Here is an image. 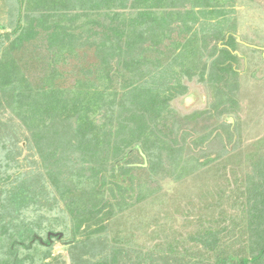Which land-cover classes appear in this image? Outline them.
Here are the masks:
<instances>
[{
    "label": "trees",
    "instance_id": "trees-1",
    "mask_svg": "<svg viewBox=\"0 0 264 264\" xmlns=\"http://www.w3.org/2000/svg\"><path fill=\"white\" fill-rule=\"evenodd\" d=\"M243 1L45 0L44 11L38 6L25 14L22 30L19 18L14 30L0 33V107L11 112L10 120L0 116V264L50 256L41 242L27 247L37 225H64L73 238L85 237L71 251L77 264H264V137L244 149L241 119L196 135L170 123L177 112L172 101L188 89L182 79L195 75L209 81L219 117L238 115L231 105L240 86L235 36L227 40V26L214 31ZM40 31L50 49L61 50L37 70L35 83L25 56ZM67 59L74 63L70 72L59 67ZM21 130L26 144L19 145ZM214 140L222 148L217 153L191 151ZM137 146L149 158L147 168ZM24 149L31 154L22 161ZM246 159L252 169L244 177L238 170ZM200 171L208 177L231 171L240 184L178 183ZM188 204L198 211L188 219L199 223L189 234L197 256L182 251L179 239L153 251L125 248V225L109 236L116 244L109 247L113 220L132 219L138 231L158 227V233ZM151 214L155 220L138 218ZM84 254L101 256L89 261Z\"/></svg>",
    "mask_w": 264,
    "mask_h": 264
},
{
    "label": "rangeland",
    "instance_id": "rangeland-1",
    "mask_svg": "<svg viewBox=\"0 0 264 264\" xmlns=\"http://www.w3.org/2000/svg\"><path fill=\"white\" fill-rule=\"evenodd\" d=\"M42 1L45 0H35V5H31L28 3V0H0V33H10L12 30H14L18 26L17 22L19 21V18L22 19L19 22V30H22L21 28H24L27 25L24 17L25 14L38 6H40V11H44L45 4ZM24 5L25 7L22 10V6ZM115 9L118 10L119 7H116ZM21 10L24 11L23 14H19ZM95 12H97V10ZM229 16L231 17L230 21L232 23L230 21H226V24L224 23L225 25L220 23L214 32L218 31L217 34H219V32L227 26V40L230 38L231 33L232 36L234 35L236 37L231 38V45L237 46V53L240 56L238 59V64H235V69L238 71L236 77L240 82V86L237 91H234L235 96L233 98H235V102H232L233 104L231 103V105L233 108H235V110L237 109L239 112L238 115L226 113L223 115V117H219L217 111L211 106L213 95L209 81L206 78L205 80L200 81L198 76L195 75L191 80H187L186 78L182 79V82L188 85V89L183 96H179L172 101L171 104L177 110V112L174 117L175 120H170V123L174 122L177 126L181 127L182 130H186V132H188V129H195L193 133L196 135L203 133L204 131H211L213 128H216L219 121L220 123L223 120L236 123L237 119H241L240 126L242 129L243 140L249 145L248 147L243 144L242 148L252 149L253 147L251 146V143L264 137V0H246V2L243 1L241 3H237V5L234 7V10L229 13ZM99 17L102 20H105L103 17L98 16V18ZM42 19L46 20L44 18ZM38 21L41 22L39 19L37 22ZM40 32L41 34L38 36V38L32 40V42L29 43V50L28 54L26 55L27 57L23 53L20 54V56L24 55L28 60L27 74L29 78L35 83H39L38 78H36L37 70L42 69V67H44L45 64L49 62L50 57L52 55L56 56L58 51L61 50L60 47L50 49L48 47L49 42L45 39V32ZM62 40L66 41V38ZM67 42H70V40H67ZM223 43V41H219L220 45ZM1 44L2 41H0V45ZM223 56L228 59L230 58L229 55L227 56L226 52H223ZM206 58H208V56H206ZM171 59H169L167 62H169ZM208 59L210 62L213 57ZM59 67H61V69L65 72H70V69L74 67V63L67 59L66 62H60ZM175 68L178 70L176 66ZM227 89H229V87ZM202 110L209 111L211 115L206 113L198 119L191 118L193 112ZM10 113V111L3 112L2 107H0V116H3V120L6 118H9L10 120ZM11 120L13 119L11 118ZM13 121L19 122L20 124V120L18 118H14ZM219 131L220 128L216 130V132ZM23 139L24 137L21 130V134L18 136L19 145L22 143L26 144ZM218 143L219 142L217 140H214L209 146L203 144L201 148L191 151L193 154L196 153L200 156L204 155L203 153H217L219 149H222L221 146H218ZM28 154L30 156L31 150L24 149L22 153L19 154L20 159L23 161L24 157ZM203 160L204 158L202 161ZM147 161L148 163L145 165V168H147L150 164L148 157ZM244 162L248 164V166H245L243 170L238 171L241 172L245 177V175L251 171L252 163L248 159H246ZM167 168L169 169V167ZM227 169H230L229 166ZM228 179L232 180V183L235 185L240 184L237 182L235 173L231 171L221 172L220 174L213 177H208L206 173L200 171L196 176L192 175L191 178L188 177L187 180L178 183L180 185L184 184V187L192 185L215 184V186L220 189L228 183ZM190 190L192 192L195 191L192 189ZM184 201L186 203H190V199H184ZM194 206V204H188L189 209L186 211L182 209L176 210V213H174L173 216L164 222V231L160 228L158 233V227H153L148 233L141 232V230L138 231V229L133 226L132 219H129L130 222L128 220L125 222L124 218H121L118 222L113 220L111 226L109 227L110 230L108 231L107 242L109 247L116 245L111 239H109V236L111 237L115 230L122 231L125 225L126 227L123 229V232L129 231L130 233V235L127 234L122 238L123 241L121 245L126 246L125 248L132 250H139L142 248V251H153V249L157 248L159 244L161 245L160 247H166V244L169 240H171V242H175L179 239V241L182 243L179 245L182 251L187 247L190 249L191 254L197 256L196 249H199V246L193 245V241L189 234L198 229L199 223L197 221L188 220L193 219L198 213V211H191V208ZM185 212L190 213V215L186 214ZM191 212H193L192 215ZM30 216L35 217V214H30ZM138 218H146L148 220L156 219L155 214H151L150 217H147V215H141ZM117 223L122 224L120 227L115 226ZM63 227L64 225H60L57 226L55 230H48L45 228H39L37 225L35 228L36 231L33 234V238L30 241H27V245H30L31 247H27L31 249L34 245L41 242L45 244L46 249H51V254L49 257L47 256L45 261L42 262V260L38 257L32 256V253L30 252L33 262L27 260L26 264H44V262L47 264H77L72 260L71 251L73 250V245L82 241L85 239V237L79 234L73 238L72 232H69L71 230L66 229L67 231H65ZM105 238H107V236L102 237L101 240ZM128 241H134L135 245L130 246L124 244ZM163 242L165 243L164 245H162ZM79 245L80 247L82 246L80 243ZM21 250L24 249L22 248ZM74 251L78 252L77 249H74ZM154 252L158 253V249H156ZM100 256L101 254H84L83 257L91 261L99 258ZM237 256L240 257L241 255L239 254Z\"/></svg>",
    "mask_w": 264,
    "mask_h": 264
},
{
    "label": "water",
    "instance_id": "water-1",
    "mask_svg": "<svg viewBox=\"0 0 264 264\" xmlns=\"http://www.w3.org/2000/svg\"><path fill=\"white\" fill-rule=\"evenodd\" d=\"M137 148L140 150V152H141V154H142V156H143V158L145 160L144 165H147V155L144 153V151L141 149L140 146H137Z\"/></svg>",
    "mask_w": 264,
    "mask_h": 264
},
{
    "label": "clouds",
    "instance_id": "clouds-1",
    "mask_svg": "<svg viewBox=\"0 0 264 264\" xmlns=\"http://www.w3.org/2000/svg\"><path fill=\"white\" fill-rule=\"evenodd\" d=\"M145 163V162H144ZM147 163H148V161H147ZM144 165V164H143ZM145 166V165H144Z\"/></svg>",
    "mask_w": 264,
    "mask_h": 264
},
{
    "label": "crops",
    "instance_id": "crops-1",
    "mask_svg": "<svg viewBox=\"0 0 264 264\" xmlns=\"http://www.w3.org/2000/svg\"><path fill=\"white\" fill-rule=\"evenodd\" d=\"M75 12V11H74Z\"/></svg>",
    "mask_w": 264,
    "mask_h": 264
}]
</instances>
